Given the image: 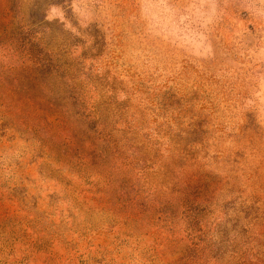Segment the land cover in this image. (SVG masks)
Returning a JSON list of instances; mask_svg holds the SVG:
<instances>
[{
    "label": "rangeland",
    "instance_id": "obj_1",
    "mask_svg": "<svg viewBox=\"0 0 264 264\" xmlns=\"http://www.w3.org/2000/svg\"><path fill=\"white\" fill-rule=\"evenodd\" d=\"M0 264H264V0H0Z\"/></svg>",
    "mask_w": 264,
    "mask_h": 264
}]
</instances>
